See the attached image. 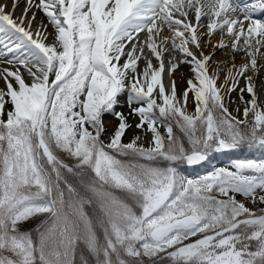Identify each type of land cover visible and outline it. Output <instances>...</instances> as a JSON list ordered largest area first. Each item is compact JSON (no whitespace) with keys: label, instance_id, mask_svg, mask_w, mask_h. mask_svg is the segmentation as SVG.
Returning a JSON list of instances; mask_svg holds the SVG:
<instances>
[{"label":"snow or ice","instance_id":"1","mask_svg":"<svg viewBox=\"0 0 264 264\" xmlns=\"http://www.w3.org/2000/svg\"><path fill=\"white\" fill-rule=\"evenodd\" d=\"M262 15L0 3V264H264ZM244 148L258 157L180 170Z\"/></svg>","mask_w":264,"mask_h":264},{"label":"rangeland","instance_id":"2","mask_svg":"<svg viewBox=\"0 0 264 264\" xmlns=\"http://www.w3.org/2000/svg\"><path fill=\"white\" fill-rule=\"evenodd\" d=\"M3 0H1V2H2ZM9 2H11V0H9ZM9 7H11V3L9 4ZM23 6H21V8H22ZM17 11H19V14H20V10L18 9ZM18 14V15H19ZM38 19H39V17H38ZM222 55L223 54H218V57H217V59H220V58H222ZM4 66H7V65H4ZM261 78L262 79H264V72H262L261 73ZM260 80H258L257 81V85H258V87H257V91H259L260 89H259V84H260ZM246 98H247V95H246ZM233 99H236V93H233ZM121 102L122 103H124V98L122 97L121 98ZM238 102V101H237ZM126 107V106H125ZM190 110H191V108H192V105H190ZM118 110H126V108L125 109H118ZM106 121L107 120H111V117H108V116H106ZM113 123H115L114 121H113ZM161 131H162V134H163V132H164V130L163 129H161ZM128 135H131V133H129ZM218 157V156H217ZM227 162V160H225L224 158H218L217 160H215L213 163H212V165L210 166V167H205L206 168V170L205 169H203V170H198V169H193V168H188V167H186L185 168V174L186 175H188V176H197V175H200V174H204V173H206L207 171H209V170H211V168L212 167H214V166H226V165H228V163H226Z\"/></svg>","mask_w":264,"mask_h":264},{"label":"trees","instance_id":"3","mask_svg":"<svg viewBox=\"0 0 264 264\" xmlns=\"http://www.w3.org/2000/svg\"><path fill=\"white\" fill-rule=\"evenodd\" d=\"M258 155L259 154L257 152L248 151L246 148H244V149H241L239 151H234V152H231V153H222L221 154V158H224L225 160L228 161V163H230V161L232 159L256 158V157H258ZM216 159H218V157L215 154L214 157L211 160V163H207L206 162L204 165L209 167L212 164V162L215 161ZM180 170L185 174V165H181L180 166ZM32 223L35 224V223H38V221H33ZM77 259H78V257H77Z\"/></svg>","mask_w":264,"mask_h":264},{"label":"bare ground","instance_id":"4","mask_svg":"<svg viewBox=\"0 0 264 264\" xmlns=\"http://www.w3.org/2000/svg\"><path fill=\"white\" fill-rule=\"evenodd\" d=\"M0 3H7L8 5L11 3V2H9V0H3L2 2H1V0H0ZM21 6H23V3H21ZM20 6V7H21ZM18 10V9H17ZM20 10V9H19ZM18 14H19V11H16V15L18 16ZM215 42V41H214ZM223 56V55H222ZM218 57V56H217ZM6 67V66H5ZM183 72H186V69L185 70H183ZM183 72L182 73H177V75H176V83H177V88H178V90H183L184 89V87H185V84H184V81L181 79V75L183 74ZM191 105V104H190ZM190 105H189V107H190ZM230 110H231V108H230Z\"/></svg>","mask_w":264,"mask_h":264},{"label":"flooded vegetation","instance_id":"5","mask_svg":"<svg viewBox=\"0 0 264 264\" xmlns=\"http://www.w3.org/2000/svg\"><path fill=\"white\" fill-rule=\"evenodd\" d=\"M197 169L200 171L203 167L201 165L196 166Z\"/></svg>","mask_w":264,"mask_h":264}]
</instances>
